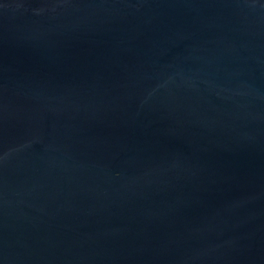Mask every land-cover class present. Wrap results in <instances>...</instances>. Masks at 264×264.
Returning <instances> with one entry per match:
<instances>
[{
  "label": "water",
  "instance_id": "water-1",
  "mask_svg": "<svg viewBox=\"0 0 264 264\" xmlns=\"http://www.w3.org/2000/svg\"><path fill=\"white\" fill-rule=\"evenodd\" d=\"M0 264H264V0H0Z\"/></svg>",
  "mask_w": 264,
  "mask_h": 264
}]
</instances>
